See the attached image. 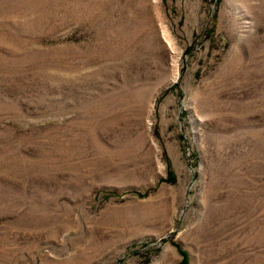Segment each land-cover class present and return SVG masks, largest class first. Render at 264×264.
I'll list each match as a JSON object with an SVG mask.
<instances>
[{
	"label": "rangeland",
	"instance_id": "1",
	"mask_svg": "<svg viewBox=\"0 0 264 264\" xmlns=\"http://www.w3.org/2000/svg\"><path fill=\"white\" fill-rule=\"evenodd\" d=\"M0 264H264V0H0Z\"/></svg>",
	"mask_w": 264,
	"mask_h": 264
}]
</instances>
